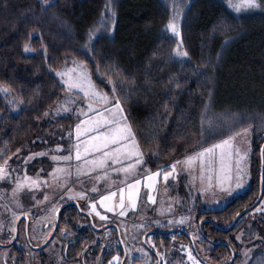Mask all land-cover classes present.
Segmentation results:
<instances>
[{
	"label": "trees",
	"instance_id": "obj_1",
	"mask_svg": "<svg viewBox=\"0 0 264 264\" xmlns=\"http://www.w3.org/2000/svg\"><path fill=\"white\" fill-rule=\"evenodd\" d=\"M175 3L183 10L179 39L164 30L173 0H47L46 4L45 0H0V86L10 88L7 94L0 92V163L47 126H42L44 113L63 88L55 70L71 60L87 67L100 91L111 93L115 87L113 94L149 171L168 169L207 144L202 116L211 107L224 113L232 132L249 129L251 133L246 187L222 207L196 215L198 256L208 264H224L231 250L233 264L238 260L236 234L244 231L252 237L245 229L247 218L264 226L263 214L251 215L254 207L227 231L220 230L258 195L259 149L264 142V10L236 15L227 0ZM109 5L115 11L114 25ZM90 31L97 37L91 44ZM25 44L33 51L26 53ZM178 47L188 56L177 58ZM72 121L66 116L55 122L64 125ZM262 162L264 176V148ZM263 197L264 181L258 204ZM80 217L87 219L74 211L67 230L70 243L61 252L72 258L69 263L95 264L101 258L107 262L110 254L103 252L98 258L101 243H92L94 230L90 225L84 227ZM201 219L207 221L199 228ZM110 229L122 256L116 230ZM171 234L196 257L187 235L177 229L148 233L152 249L167 247ZM25 249L24 254L13 244L6 251L9 258L15 256V264H22L28 254ZM261 250L248 264L264 260V246ZM148 251L156 260L153 251Z\"/></svg>",
	"mask_w": 264,
	"mask_h": 264
},
{
	"label": "rangeland",
	"instance_id": "obj_2",
	"mask_svg": "<svg viewBox=\"0 0 264 264\" xmlns=\"http://www.w3.org/2000/svg\"><path fill=\"white\" fill-rule=\"evenodd\" d=\"M228 6V0H227ZM170 19L175 15L173 11ZM229 8V7H228ZM234 14L238 15L244 13L248 10H243L239 13L233 11L229 8ZM181 14L183 10L180 8ZM180 18L177 17L176 23L179 28ZM169 19V20H170ZM164 27V30L167 35L173 36L179 39V36H174L170 31H167V25ZM75 62V64H74ZM77 65H84L81 62L76 60H71L68 64L60 67L55 70L56 72H64L68 69H72ZM85 66V65H84ZM87 68V67H86ZM88 70V69H87ZM56 75V74H55ZM60 84L62 85V92L59 99L47 110L48 115L43 117V125L46 127L40 129L39 135L33 139L31 142H28L25 147L16 151L14 154L10 155L7 159L8 161V176L5 180L0 181V224L3 225L2 230H0V239L3 238L4 241H8L12 236V233L9 232L10 227H14L16 224H12V214L13 212L17 213L20 217L25 216L29 219L31 223L27 228L28 238L27 244L28 247H35L40 245L47 237L49 232V225L52 224L54 211L53 208L57 209L61 205L69 201H76L78 206L87 214L90 212L89 203L91 201L97 202V211L101 215H106L107 220L101 221L98 216L92 214V221L95 227L107 226L101 230H94L92 234V243H101L99 248L100 259L103 252L110 254L107 262H102V258L95 264H119L121 257L119 251L117 250L118 243L114 237V232L110 227V224H115L118 227L120 238L124 246L126 257L123 264H157L156 260L151 257L148 248L143 244L142 237L145 233L150 231H168V230H184L189 233L193 242H195V247L201 250L198 246L199 239L196 234V215L202 211H209L217 209L225 205L233 196L242 192L246 187L248 182V157H249V148H250V139L251 133L248 130V134L237 136L234 143L239 147L242 153H247L246 160L241 162V167H244L247 171V175L244 179L243 187H235V179L232 181V193L229 195L226 192H222L218 187L208 189V191L202 194L203 190L207 188V179L206 177L210 174L205 171V181L201 183V172L198 164L193 167V169H186L183 163L177 164V169L175 173V178H169L167 182L163 180V172L161 170L149 171L145 168L144 163L136 169V171L128 175L125 178L123 173H118L116 169H119L121 166L126 167L131 161H125L123 165L116 164L113 165L109 162V166L106 169H98L95 172H92L89 175H78L77 166L82 165V161L78 162L75 160V151L73 149L72 156L73 159L71 162H55L51 159V156H64L68 154V150L72 148L73 145L77 143L75 128L76 125L81 123L85 119L96 116L94 112H88L87 116L81 115L80 110L83 109L84 112H87V101L83 98L82 92H77L73 90L71 94L66 90L65 85L61 83V78L58 77ZM99 92L105 93L103 91ZM111 101L107 107H112L116 103L117 99L115 98L113 92L106 93ZM67 100H72L74 103L67 104V107L71 109L69 112H64L62 109L57 113V109L64 105ZM96 108L105 107L102 104H94ZM107 116L108 113L105 112ZM71 116L73 118L72 124H58L55 121L61 117ZM123 116L124 112H123ZM203 118V136L207 141V144L191 153L185 157L179 159L178 161L183 162L187 156L193 155L199 151H202L206 147H211L214 143H219L222 139H227L228 136L234 135L235 131H231V123L224 115V113L216 112L211 107L207 108L206 112L202 116ZM127 122V121H126ZM210 124L212 125L210 127ZM243 129L239 130L242 131ZM103 131V129H102ZM236 131V132H239ZM71 134V135H70ZM94 134V133H93ZM92 135V134H89ZM256 135V133L254 134ZM87 136H82L81 140L87 139ZM204 139V140H205ZM63 149V151L57 152V148ZM83 147V145H82ZM40 153H45V155H39ZM95 155H100L96 153ZM31 157V159H29ZM260 157V156H259ZM92 156H89L88 159H92ZM144 158V157H143ZM235 157L232 160V175H236V165ZM27 161V163L25 162ZM177 162V161H176ZM173 163V164H176ZM172 164V165H173ZM167 170H171V166ZM56 167H65L70 169V175L65 176L61 181L54 182L50 176V173ZM215 171L211 173L213 177V184L216 183V173L219 171V159L218 152L217 158L214 162ZM161 171V175L157 178L154 190L147 187V180L145 175L147 173H155ZM107 172V179H97L98 176L103 177ZM27 175L33 179L39 177L41 181V186L39 189L34 191H28L25 188L23 191L17 193L13 196V188L16 185L17 178L23 180ZM140 180L141 184L139 185V193L136 202L135 210L127 211V214L120 216L118 213L119 208L115 212H106L104 208L99 206V198L102 195H107L109 192H117V196L114 198V203L119 200V189L126 188L127 184H134L136 180ZM44 181H48L47 185H44ZM97 187V192H92L91 188ZM69 189L71 193L75 194L78 192H85V199H68ZM213 193H215L213 195ZM47 195L49 198L47 201L44 200V196ZM149 196L153 197V201L149 200ZM264 202V197L260 203L252 210L251 215L263 214L264 211L257 212L256 209L262 206ZM125 203L127 204V196H125ZM22 205V207H18ZM27 213V215H26ZM184 218L182 224L172 223L169 224V221H180ZM247 218L245 223V229L251 231L252 237L249 238L247 233L242 231L239 234H236L238 248V260L233 264H248L255 255H260L262 253V246H264V226L256 225L254 219L249 220ZM85 221L87 219H84ZM200 220L197 221V223ZM47 225V229L43 225ZM90 224V223H89ZM22 224H19L17 227V239L16 242L18 246H24V241H22ZM46 229V230H44ZM6 232H2L5 231ZM6 233V234H4ZM50 233V232H49ZM67 229L60 230L59 235L54 236L41 251L39 250H29L28 254L25 256V261L22 260L25 264H61L62 259L59 257L60 251L63 248V240L67 242ZM148 235V234H147ZM259 237V238H257ZM150 235L146 236L145 243L160 259V264H193V260L189 259V253H191L194 260L197 264L201 263L191 252L187 244L176 240V236L171 234L169 235V245L167 247L160 246V250L155 251L152 249L153 241ZM29 240V241H28ZM151 241L148 243L146 241ZM26 242V241H25ZM26 244V245H27ZM138 249H143V252L147 255H142ZM5 248L0 247V257L5 251ZM59 251V252H58ZM159 253V255L157 254ZM247 253V255H245ZM119 256V261L114 260V257ZM206 258V256L204 255ZM16 258L8 257V264H15ZM227 260L224 261V264ZM227 263V262H226Z\"/></svg>",
	"mask_w": 264,
	"mask_h": 264
},
{
	"label": "snow or ice",
	"instance_id": "obj_3",
	"mask_svg": "<svg viewBox=\"0 0 264 264\" xmlns=\"http://www.w3.org/2000/svg\"><path fill=\"white\" fill-rule=\"evenodd\" d=\"M47 0H45V4ZM228 7L233 11L239 13L243 10H264V0H228ZM108 10L112 13V23L114 25V17L115 11L111 9V6H108ZM173 11L175 15L169 20L167 25V31H170L174 36H180V31L178 25L176 23L177 17L181 15L180 6L175 3L173 0ZM97 39L91 31L88 36V43ZM24 51L26 53L33 51V49L28 45H24ZM89 51H94V47L89 48ZM45 56L47 55V50L45 49ZM175 55L177 58L187 57L188 53L186 51H181L178 47L175 50ZM75 64V62H74ZM96 71L100 72V65H96ZM56 76L61 78V83L65 85L66 90L69 94L72 93L73 90L77 92L83 93V98L88 102L87 103V112H84L83 109L80 110V114L87 116L88 112L96 113V116L91 117L89 119H85L81 121V123L76 125L75 135L77 143L72 146L68 150V154L64 156H51V159L57 163L63 162H71L73 159L72 151H75V160L80 162L82 161V165L77 166V174L78 175H89L92 172L97 171L98 169H106L109 166V162L111 164L123 165L125 161H131L127 164L126 167L121 166L119 169H116L118 173H123L125 178L128 175L133 174L138 166L144 163L143 152L140 150V145L136 140L134 133L132 132L131 126L126 122V117L123 116V108L121 107L119 101H116L114 106L107 107L111 103L108 95L106 93L99 92L97 90L96 85L93 83L91 74L87 70L84 65H77L72 69H68L64 72H56ZM111 82V81H110ZM180 85L177 84V87ZM0 92L5 94L10 92V88L0 86ZM113 92H115V87H113ZM74 103L72 100H67L64 105H61L60 108L57 109V113L62 109L64 112H69L71 109L67 107V104ZM94 104H102L105 107L96 108ZM105 112L108 115H105ZM45 116L48 115L47 112L44 113ZM212 125L210 124V127ZM202 128H203V118H202ZM103 129V131H102ZM94 133V134H93ZM92 134V135H89ZM203 134V133H202ZM248 130L243 129L242 131L235 132L234 135L228 136L227 139H222L219 143L212 144L211 147H206L202 151H199L193 155H189L186 159L181 162L177 161L176 164L171 166V170H161L163 172V180L167 182L170 177L175 178V173L177 169V164L183 163L186 169L191 170L194 166L198 164L200 172H201V183L203 184L205 181V171L210 173L207 179V188H205L202 194L206 193L208 189L218 187L220 191L226 192L229 195L232 193V181L235 179V187L241 188L244 184L245 176L247 175V171L244 167H241V162L246 160L247 153H242L241 149L237 147L234 143L237 136L247 135ZM71 135V134H70ZM82 136H87V139L81 140ZM83 145V147H82ZM57 152L63 151L61 148L56 149ZM219 159V171L216 173V183L213 184V177L211 173L215 171L214 162L217 158ZM99 153L100 155H95ZM39 155H45V153H40ZM89 156H92V159H88ZM235 157V165H236V175L233 177L232 175V160ZM31 159V157H29ZM27 163V161H25ZM161 171H157L155 173H147L145 175V179L147 180V187L149 189L154 190L155 184L157 182V178L161 175ZM8 161L4 160L0 163V181H3L8 176ZM70 169L65 167H56L50 176L54 182L61 181L65 176L70 175ZM108 175L105 172L103 177L98 176L97 179H107ZM262 181H264V176H262ZM44 185L48 184V181L43 182ZM141 181L138 179L134 184H127L126 188L119 189V200L115 203L114 198L117 196V192H109L107 195H102L99 198V206L104 208L106 212H115L117 208L120 209L119 215L124 216L127 214L129 210H135L136 202L139 193V185ZM41 186V181L39 177L33 179L25 175L23 180L17 178L16 185L13 188V196L17 193L23 191L25 188L28 191H34L39 189ZM92 192H97V187L93 186L91 188ZM68 199H85V192H78L75 194L71 193V189H69ZM215 193H213L214 195ZM125 196H127V204L125 203ZM48 196H44V200H48ZM153 197L149 196V200L153 201ZM90 212L89 215L95 214L99 217L101 221H105L108 219L106 215H101L97 211V202L91 201L89 203ZM18 207H22V205L18 204ZM53 211H56L55 207ZM257 212L264 211V202H262V206L256 209ZM27 215V213H26ZM19 215L15 212L12 214V224H15L16 221L19 220ZM184 222V218L180 221H169V224L179 223L182 224ZM3 225L0 224V230H2ZM10 233H15L16 228L10 227ZM259 238V237H257ZM15 236L12 235L10 237L9 242L14 240ZM239 240L240 237H237ZM47 242V241H45ZM151 243V241H146ZM154 247V245H153ZM142 253V255H147V253L143 252V249H138ZM159 255V253H157ZM247 255V253H245ZM189 259L193 260V264H197V262L192 257L191 253H189ZM114 260L119 261V256L114 257ZM111 264V262H110ZM260 264H264V260H261Z\"/></svg>",
	"mask_w": 264,
	"mask_h": 264
},
{
	"label": "flooded vegetation",
	"instance_id": "obj_4",
	"mask_svg": "<svg viewBox=\"0 0 264 264\" xmlns=\"http://www.w3.org/2000/svg\"><path fill=\"white\" fill-rule=\"evenodd\" d=\"M74 206V205H73ZM74 211H78L79 213H81L84 217H86L87 218V216L83 213V211H87V210H82V209H80V208H77V207H70V206H64V207H62V208H60L59 209V207L56 209V211H54V215H53V221H52V224L51 225H49L48 227L50 228L49 229V232L51 233V231H52V229H53V227H54V230H53V234H52V236H51V238L49 239V241L54 237V236H57V235H59L58 234V232L60 231V230H64V228L65 229H67L68 230V228L71 226V222H72V219H73V213H74ZM82 211V212H81ZM20 217V216H19ZM25 217V216H24ZM23 216H21L20 218H19V220L15 223L16 225L14 226L15 228H16V236H15V239L14 240H11L12 242H9V240L8 241H4L3 240V238L2 239H0V247H2V248H5V249H8L10 246H12L13 244H15L16 246H18V244L16 243L17 241H18V239H17V227H18V225L19 224H22V226H23V229H22V235H23V240L22 241H24V246H26V247H23V246H18V247H20V251L21 252H23L24 254H25V251H26V249L25 248H27V251H29V250H36V249H34L33 247H28V244H27V240H26V238H28V231H27V228H28V226H29V223H31L30 221H29V219L28 218H24ZM55 219H56V224H55V226H54V222H55ZM80 219H81V221H82V224H83V226L84 227H87L88 225H90L89 224V220H88V218H87V220L85 221L84 220V218L83 217H80ZM43 227H47V225L46 224H44L43 225ZM90 227H91V225H90ZM47 229V228H46ZM46 229H44V230H46ZM2 232H6V230L5 231H2ZM48 232V235L50 234ZM4 234H6V233H4ZM12 235H13V233H12ZM47 235V236H48ZM67 236H68V233H67ZM47 238V237H46ZM26 241V242H25ZM29 241V240H28ZM45 241V240H44ZM43 241V242H44ZM49 241L42 247V248H40V249H38L39 251H41V249H43L46 245H48V243H49ZM42 242V243H43ZM41 243V244H42ZM70 243V239L69 240H67V242L66 241H64L63 240V247H65L67 244H69ZM27 244V245H26ZM39 246V245H38ZM36 247V246H35ZM9 250H5L3 253H2V255H1V257H0V264H7V260H8V254H9V252H8ZM62 251V250H61ZM60 251V252H61ZM59 252V251H58ZM59 257H61V259H62V263L61 264H74L73 262H70L69 263V260H71L72 258H66L65 257V254L64 253H62L61 252V254L59 255ZM20 263V262H19ZM21 264V263H20ZM75 264H80V262H76ZM120 264V263H119Z\"/></svg>",
	"mask_w": 264,
	"mask_h": 264
},
{
	"label": "water",
	"instance_id": "obj_5",
	"mask_svg": "<svg viewBox=\"0 0 264 264\" xmlns=\"http://www.w3.org/2000/svg\"><path fill=\"white\" fill-rule=\"evenodd\" d=\"M263 148H264V142L261 144L260 149H259V156H260V178H259V190H258V195H257L255 201H254L250 206H248V207H246L245 209H243L242 211H240V212H239V213H238V214H237V215L231 220V222L229 223V225H228L227 227H225V228H223V229H220V230H222V231H227L229 228L232 227V225H233L234 222L238 219L239 216H241V215H242L243 213H245V212L251 211L254 207L257 206V204H258V202H259V200H260V197H261V195H262V166H263V162H262V152H263ZM67 205H74L75 207L79 208L78 203H77L76 201H69V202H66V203H64L63 205H61V206L59 207V209L62 208V207H64V206H67ZM81 212H82V211H81ZM83 213L87 216V218H88V220H89V223H90L92 229H95V230H101V229L107 227L106 225L103 226V227H95V226L93 225L92 216L89 215V214H87V213H85V212H83ZM24 218H26V217H24ZM203 221H207V220H206V219H201V220L198 222V227H199V228H200L201 222H203ZM208 221H209V222H212L211 220H208ZM16 222H17V221H16ZM55 224H56V219H55V222H54V226H55ZM110 225H111L113 228H115V230H116L117 239H118L119 245H120L121 250H122V257H121V260H120V264H123V262H124V260H125V257H126V252H125L124 246H123L122 241H121V238H120V233H119L118 227H117L115 224H110ZM53 230H54V227H53L51 233H50V234L47 236V238L45 239V241H47V242L49 241V239L51 238V236H52V234H53ZM170 231H172V230H168V231H150V232H147V233H145V234L143 235V237H142V242H143V244H144V245L150 250V248H149V247L147 246V244L145 243V238H146V236H147L148 233H168V232H170ZM179 231L184 232V233L187 235V237H188V239H189V241H190V243H191L192 249H193V251H194L196 257H198V260H199L201 263H203V264H208L207 262H205L203 259H201V258L198 256V254H197V252H196V249H195V246H194L193 239H192V237L189 235V233H187V232L184 231V230H179ZM13 235L16 236V232L13 233ZM45 241H44L42 244H40L39 246H36V247H33V248L36 249V250L42 248V247L47 243V242H45ZM11 242H12V241H11ZM213 243H216V242H213ZM221 243L227 245L226 243H223V242H221ZM153 253H154V252H153ZM154 255H155V257H156L157 264H160V259H159V257H158L155 253H154ZM232 259H233V252L230 250V259L228 260V262H227L226 264H230L231 261H232Z\"/></svg>",
	"mask_w": 264,
	"mask_h": 264
}]
</instances>
